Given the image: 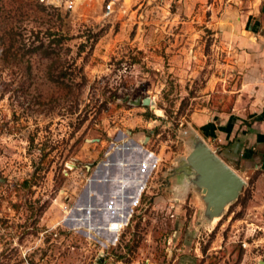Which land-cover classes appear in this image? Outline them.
Wrapping results in <instances>:
<instances>
[{
	"label": "rangeland",
	"instance_id": "rangeland-1",
	"mask_svg": "<svg viewBox=\"0 0 264 264\" xmlns=\"http://www.w3.org/2000/svg\"><path fill=\"white\" fill-rule=\"evenodd\" d=\"M0 1V264L264 262L254 176L238 174L244 185L214 221L188 164L203 142L220 158L203 124L232 104L218 83L205 90L224 61L222 7L264 0ZM40 40L44 56L30 47ZM135 142L148 151L146 186L111 235L84 190L108 146L131 158Z\"/></svg>",
	"mask_w": 264,
	"mask_h": 264
},
{
	"label": "crops",
	"instance_id": "crops-1",
	"mask_svg": "<svg viewBox=\"0 0 264 264\" xmlns=\"http://www.w3.org/2000/svg\"><path fill=\"white\" fill-rule=\"evenodd\" d=\"M197 1L203 0H191L190 5L195 7ZM208 7L206 11L214 15V2ZM222 9L224 21L217 29L223 44L220 49L223 47L225 52L224 61L218 63L221 67L219 77L209 76L205 90L210 97L218 83L224 93L232 96V104L227 112L214 113L203 124V134L204 138L215 140L220 159L235 173L254 176L250 204L255 211L251 214L254 219L258 216L264 219V2L245 3L244 6L226 4ZM216 92L221 93L220 90ZM122 138L125 139L126 135L117 137L118 140ZM135 145L140 149H134L129 158L124 154L128 148L116 150L111 144L104 153L109 163L90 169L96 181L84 190V196L97 208L102 207L94 215L95 225L105 227L118 219V215L105 218L103 208L116 206L113 201L119 192H123L124 197L117 201L120 209L116 214L131 211L139 194L137 189L146 186L147 172L142 161L148 151L138 143ZM239 159L242 165L249 166L244 172H241V165L236 167L235 161Z\"/></svg>",
	"mask_w": 264,
	"mask_h": 264
},
{
	"label": "water",
	"instance_id": "water-1",
	"mask_svg": "<svg viewBox=\"0 0 264 264\" xmlns=\"http://www.w3.org/2000/svg\"><path fill=\"white\" fill-rule=\"evenodd\" d=\"M148 103H150L149 99H145L143 102V104ZM188 164L199 178L196 184L201 189L207 209L214 214L212 218L218 217L224 211L226 205L237 198L245 183L244 180L204 142L202 146L194 147L191 150L188 156ZM91 180V182L96 181L94 178ZM120 181H123V179ZM90 206L92 211L97 208L92 203H89L86 207L89 208ZM113 207L105 206L103 209L107 210ZM261 263L264 264V262Z\"/></svg>",
	"mask_w": 264,
	"mask_h": 264
},
{
	"label": "trees",
	"instance_id": "trees-1",
	"mask_svg": "<svg viewBox=\"0 0 264 264\" xmlns=\"http://www.w3.org/2000/svg\"><path fill=\"white\" fill-rule=\"evenodd\" d=\"M38 3H40L39 0H35V8H40ZM40 4H41V3H40ZM41 5H42V4H41ZM4 7H5L4 3H3L2 1H0V12L3 11ZM43 7H44V6H43ZM0 15H1V16H0V26H5V27H7V25L9 24V17L7 16V13L2 12V14H0ZM50 15H51V16H54V15H56V14L53 13V14H50ZM4 31H7L6 28H3V32H4ZM4 33H5V32H4ZM6 34H8V32H7ZM48 34H49V33H48ZM5 37H6V36H5ZM5 37H4V34H2V39H4ZM31 45H32V46H30V47L32 48V51H33V52H35L36 50H40V53H41L42 56L48 54V53H47V49L50 48L49 43H48V44H45L43 41L40 40L39 43H38L36 46H34V44H31ZM36 52H37V51H36ZM23 64H24V63H23Z\"/></svg>",
	"mask_w": 264,
	"mask_h": 264
},
{
	"label": "built area",
	"instance_id": "built-area-1",
	"mask_svg": "<svg viewBox=\"0 0 264 264\" xmlns=\"http://www.w3.org/2000/svg\"><path fill=\"white\" fill-rule=\"evenodd\" d=\"M109 8H110V6H109ZM109 8H108V10H109ZM119 209L120 208L118 207V210ZM117 218H118L117 220H114V221L110 222L108 226L103 227L104 228L103 230L104 231H108V233H113V234L119 233L121 231V229L123 228V225H124L122 223V221H123V213L122 212L118 213V217ZM124 219L126 220L127 217L126 218L124 217ZM255 231L256 230L254 229L252 234H255L256 233Z\"/></svg>",
	"mask_w": 264,
	"mask_h": 264
},
{
	"label": "bare ground",
	"instance_id": "bare-ground-1",
	"mask_svg": "<svg viewBox=\"0 0 264 264\" xmlns=\"http://www.w3.org/2000/svg\"><path fill=\"white\" fill-rule=\"evenodd\" d=\"M151 103H152V102H151ZM157 112H159V111L157 110ZM217 219H218L217 216L213 218L214 221L217 220ZM214 221H212V222H214Z\"/></svg>",
	"mask_w": 264,
	"mask_h": 264
}]
</instances>
